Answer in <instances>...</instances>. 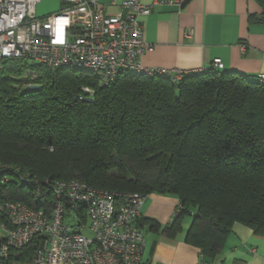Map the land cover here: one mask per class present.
<instances>
[{"label": "trees", "instance_id": "1", "mask_svg": "<svg viewBox=\"0 0 264 264\" xmlns=\"http://www.w3.org/2000/svg\"><path fill=\"white\" fill-rule=\"evenodd\" d=\"M257 1L252 19L264 22ZM82 86L94 89L92 102L78 99ZM0 165L11 176L173 194L165 231L173 235L190 217L185 240L214 257L234 223L264 236V84L211 67L175 81L125 72L102 84L89 70L4 58ZM14 181L0 183V195L30 203L32 188ZM36 247L33 239L5 264H34Z\"/></svg>", "mask_w": 264, "mask_h": 264}, {"label": "built area", "instance_id": "2", "mask_svg": "<svg viewBox=\"0 0 264 264\" xmlns=\"http://www.w3.org/2000/svg\"><path fill=\"white\" fill-rule=\"evenodd\" d=\"M40 1L0 0V65L4 58H24L50 69L68 66L95 73L102 84L125 72L174 81L192 72L139 61L154 46L144 40L140 18L169 0H122L113 14L99 0H59L58 11L38 16ZM209 67L220 70L222 62L215 58ZM257 79L264 84V72ZM77 97L92 102L94 89L82 86ZM4 168L0 165V183L12 178L31 187L34 196L25 203L1 190L0 264L33 239L34 264H143L145 239L138 218L147 195L93 188L79 179L11 176Z\"/></svg>", "mask_w": 264, "mask_h": 264}, {"label": "crops", "instance_id": "3", "mask_svg": "<svg viewBox=\"0 0 264 264\" xmlns=\"http://www.w3.org/2000/svg\"><path fill=\"white\" fill-rule=\"evenodd\" d=\"M99 0L106 12L120 10L119 3ZM152 3L154 0H140ZM257 0H169L155 4L142 16L143 38L154 46L140 56L141 65L164 69L200 71L213 59L222 69L248 77L264 72V22ZM178 204L175 195L151 193L140 209V219H153L157 227L143 222V264H264V236L234 223L223 247L214 257L203 255L185 240L190 218L173 235L165 231Z\"/></svg>", "mask_w": 264, "mask_h": 264}, {"label": "rangeland", "instance_id": "4", "mask_svg": "<svg viewBox=\"0 0 264 264\" xmlns=\"http://www.w3.org/2000/svg\"><path fill=\"white\" fill-rule=\"evenodd\" d=\"M60 7H61V4H60L59 0H41L37 4L36 14L38 16L45 15V14L53 12V11H58L60 9ZM28 88H29V86H28Z\"/></svg>", "mask_w": 264, "mask_h": 264}, {"label": "water", "instance_id": "5", "mask_svg": "<svg viewBox=\"0 0 264 264\" xmlns=\"http://www.w3.org/2000/svg\"><path fill=\"white\" fill-rule=\"evenodd\" d=\"M39 87H40L39 84H30L29 85V88H31V89H35V88H39Z\"/></svg>", "mask_w": 264, "mask_h": 264}]
</instances>
